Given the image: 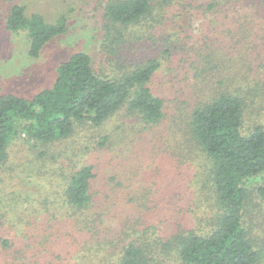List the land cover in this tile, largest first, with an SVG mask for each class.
<instances>
[{
	"label": "trees",
	"instance_id": "1",
	"mask_svg": "<svg viewBox=\"0 0 264 264\" xmlns=\"http://www.w3.org/2000/svg\"><path fill=\"white\" fill-rule=\"evenodd\" d=\"M233 3L245 7L243 10L250 5L237 0ZM252 3L253 6L257 4L255 0ZM198 6L219 13L239 11H234L233 7L237 6L223 5L219 0H207ZM261 6L263 2L256 5V10H261ZM155 8L151 0H109L105 6L102 47L107 51H121L126 42L141 39L137 27H147L153 21V27L147 28L154 29L158 22ZM6 19L9 29L26 30L33 56H38L48 41L68 29L66 16L50 23L42 14H28L26 7L18 3L9 9ZM231 43L227 45L228 54L233 46L238 51L242 47L235 33ZM165 49L167 54L172 53L171 45H166ZM186 49L198 51L195 61L188 62L185 68L191 69L195 79H200L193 91L194 103L183 100L186 111L179 112L180 107L170 111L167 101L180 98L165 96L153 87L155 74L162 66V60L156 55L139 66L131 64L132 60L128 64L123 62L122 75V72L106 75L97 70L90 54L76 52L60 64L53 86L43 89L32 99L16 94L1 95L0 166L8 161L11 141L22 135L26 140H34L35 147H49L70 138L80 127L102 130L115 115L126 119L120 120L109 133L98 135L99 147L111 148L121 139L122 155L129 159L143 152L133 142L134 133L149 130V135L155 138V128L169 121L167 128L176 135L177 142L176 152H168H181L189 159H196L200 168L197 170L200 191L209 201L214 200L216 206L211 220L200 219L193 227L175 222L166 238L156 234L154 237L148 234V229L139 230V226L125 229L129 215L136 216L137 223L142 222L145 209L151 210L167 195L150 194L147 189L138 192L130 173L118 182L112 176L99 183V171L104 168L99 158L96 162H81L64 174L61 194L56 200L60 204L58 209L63 208L68 217L79 218L80 227L93 236L99 232L98 226L105 223V218L120 217L118 225L123 227L122 234L133 228L135 238L120 247L117 264H264V247L255 242L245 219L254 190L257 188L264 196V186L255 188L249 181L264 175V119L259 116L260 107L254 106L259 94L253 89L255 84L253 88L236 86L234 77H227L229 87L221 90L219 85L226 82L214 76L250 75L244 68L252 65L251 56H240L243 63L238 58H230L227 63L237 64L238 68L229 70L224 69L226 61L212 46L201 42L193 47L186 45ZM157 137L162 135L157 134ZM97 148H88V151ZM48 154L45 149L40 153ZM85 154L89 156L90 153ZM60 156L55 155V158ZM98 201L102 207L99 211L95 203ZM102 235L106 243L112 241Z\"/></svg>",
	"mask_w": 264,
	"mask_h": 264
},
{
	"label": "rangeland",
	"instance_id": "2",
	"mask_svg": "<svg viewBox=\"0 0 264 264\" xmlns=\"http://www.w3.org/2000/svg\"><path fill=\"white\" fill-rule=\"evenodd\" d=\"M108 1L0 0V96L16 94L32 99L43 89L53 86L60 64L76 52L90 54L97 70L106 75H120L121 72L122 75L123 62L128 64L132 60L131 64L139 66L156 55L162 60V66L155 74L153 87L165 96L180 98L167 101L170 111L178 107L179 112L186 111L183 100L194 103L193 91L200 81L192 76L191 69L185 68L198 56V51L186 49V45L193 47L203 42L207 47H214L215 53L226 61L224 69L238 68L237 64L227 63L230 58H238L243 63L240 56H251L252 65L244 68L250 75L214 76L226 82L219 85L221 90L229 87L227 77H234L238 87L253 88L255 84L253 89L259 96L254 100V106L260 107L259 116L264 119V6L261 10L255 8L264 0H255L254 6L252 0H237L250 3L247 10L233 0H219L223 5L237 6L233 7L234 11H239L234 14L228 13L229 10L219 13L198 6L207 0H168L167 3L151 0L156 6L158 20L154 29L147 28L153 27V21L147 27L138 26L141 39L126 42L121 51H107L102 47ZM17 3L23 4L28 14L44 15L50 23L66 16L67 31L48 41L38 56L31 55L26 30H12L7 26L6 15ZM234 33L242 47L238 46V51L233 46L228 54L227 45H232ZM165 44L172 46L171 54L165 52ZM125 49L127 52L123 51ZM125 119L115 115L102 130L80 127L70 138L49 147H35L34 140H26L25 135L11 141L8 161L0 166V264H117L120 247L135 238L133 228L122 234L123 227L118 225L120 217L105 218V223L98 226L99 232L93 236L80 227L82 221L79 222V218L68 217L63 208L58 209L59 202L56 203L64 174L81 162H96L97 158L104 165L99 171V183L112 176L118 182L130 173L138 192L147 189L150 194L167 195L164 196L166 200L160 199L151 210L145 209L142 222L137 223L136 216L129 215L125 229L139 226V230L148 229V234L154 237L156 234L166 238L175 222L193 227L200 219H212L216 206L214 200L209 201L200 191L197 175L200 168L196 159H189L181 152L177 153L180 155L170 153L176 152L177 140L167 128L169 121L154 130L162 137L157 134L155 138L151 137L149 130L134 133L133 142L140 152L143 151L140 156L129 159L123 156L121 139L111 148L99 147L98 135L109 133ZM95 146L98 147L96 150L88 151ZM44 149L48 156L40 155ZM85 152L90 153L89 156ZM58 154L62 156L55 158ZM249 181L252 187L264 186V175ZM169 182L172 184L167 186ZM252 199L250 211L245 214L246 225L255 242L264 247V196L256 188ZM95 203L98 211L102 209L99 201ZM206 212L209 213L206 215ZM102 234L112 241L106 243Z\"/></svg>",
	"mask_w": 264,
	"mask_h": 264
}]
</instances>
